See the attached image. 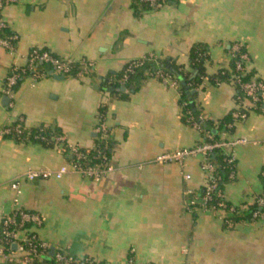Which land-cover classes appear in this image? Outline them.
<instances>
[{"label":"crops","instance_id":"crops-1","mask_svg":"<svg viewBox=\"0 0 264 264\" xmlns=\"http://www.w3.org/2000/svg\"><path fill=\"white\" fill-rule=\"evenodd\" d=\"M134 5V0H17L3 10L17 40L12 52L0 46V131L15 123L26 130L43 126L56 130L66 145L90 150L103 109L114 172L99 182L71 171L60 180L22 182L14 205L9 186L15 178L29 170L57 171L68 165V156L56 144L0 135V224L16 207L38 213L42 225L30 231L50 250L95 264H264V219L240 220L227 229L221 213L185 210L184 190L198 191L207 183L200 157L188 158L183 168L152 163L161 153L204 139L201 130L182 122L179 91L155 78L132 83L135 90L129 92L105 88V80L132 60L170 58L187 68L197 44L207 49V77L228 70L233 47L240 45L249 57V79L264 80V0H167L157 10ZM35 48L86 59L93 67L84 78H25L9 106L3 81ZM207 77L194 103L199 119L217 127L236 109L238 90L227 82L212 85ZM246 111L231 130L219 131L226 140L256 143L234 148L235 176L223 187L224 200L234 206H249L264 194V115Z\"/></svg>","mask_w":264,"mask_h":264},{"label":"built area","instance_id":"built-area-1","mask_svg":"<svg viewBox=\"0 0 264 264\" xmlns=\"http://www.w3.org/2000/svg\"><path fill=\"white\" fill-rule=\"evenodd\" d=\"M17 0H0V46L5 50L12 52L17 37L14 34L4 35L8 30L6 23L2 18L3 10L15 3ZM138 3L144 4L153 10L160 9L167 0H136ZM151 58V56H150ZM145 58L132 60L125 65L123 76L118 81L110 79L109 85L118 83L124 85L128 77L134 73L136 68L140 67ZM232 60H234V73L231 75L230 84L234 85L238 90L237 107L231 112L232 122L242 120L247 117L249 108L259 110L264 115V80L248 79L244 80L246 73L245 64L249 57L246 52L242 51L240 45H235L232 52ZM45 67L47 70H39ZM93 63L86 59L72 60L68 58H59L46 50L31 49L27 54L26 64L22 67L13 66L9 74L3 81L2 94L8 99V105L12 106L15 88L22 78H29L33 82L50 76L76 77L84 78L89 75ZM153 78L170 85L178 90V84L170 77L163 76L160 72L155 73ZM203 80H206L204 78ZM221 84L217 82L216 85ZM200 87H198V90ZM249 103V108L243 107L244 102ZM183 107L187 104L184 102ZM105 114L99 112L98 121L95 127V134L99 147L96 148L93 155L94 163H87V155L84 150L77 146L66 145L61 136L54 138L55 144L62 152L68 150L72 160L68 165L61 166L57 171L49 169L29 170L23 175L15 178L11 184L14 197V205H18L21 194L22 182H33L35 180H60L69 171L79 174L84 178L93 182H99L114 172L111 164L109 151V133L105 125ZM188 124L194 128L201 130L200 125L188 113ZM232 122L225 125V129L232 127ZM9 127H4L0 131L1 136L11 134ZM22 132L20 126H17L13 133L19 136ZM204 139L200 144L190 148H181L170 152H164L157 155L152 163L155 165L176 164L183 168L188 158L200 157V169L207 177V183L202 188V195H198V191L189 188L184 190V208L187 212H194L198 209L210 210L223 214V224L227 229L232 228L234 222L230 216L240 215L247 206H234L224 200L223 192L218 188L221 180L219 175V166L211 159L215 151H221L224 154L223 168H228L227 179L229 181L235 176V156L234 148L238 145L256 144L245 138L226 140L220 138L214 140L212 134L204 132ZM95 148V146L93 147ZM86 151V150H85ZM264 175V169L262 171ZM185 181L190 180V175L184 174ZM214 194L217 200L214 201ZM253 204L258 208L257 211L251 213L249 220L257 221L264 219V198L258 196L254 198ZM42 225V217L35 212L27 211L23 208L16 207L11 214L3 217L0 224V262L1 264H95L88 257L73 256L61 249H54L52 256H49L50 247L47 243L40 241L37 236L31 232L32 228H39Z\"/></svg>","mask_w":264,"mask_h":264},{"label":"trees","instance_id":"trees-1","mask_svg":"<svg viewBox=\"0 0 264 264\" xmlns=\"http://www.w3.org/2000/svg\"><path fill=\"white\" fill-rule=\"evenodd\" d=\"M134 6L135 7H142L146 6L144 4L138 3L136 0H134ZM11 34L8 30L4 33V35H9ZM207 49L205 46L201 44H197L191 47L190 52H189V62L187 68L184 66L178 65L175 61H173L170 58H164V59H156L153 57H146L143 64L136 68L133 74H131L128 77V80L124 85H119L118 83H115L113 85H109L108 81L110 79H113L115 81H118L119 79L122 78L123 72L125 69H122L121 72H119L116 75L109 76L105 80V88H109L110 90L115 91L120 87H123L129 91L135 90L131 86L132 83H138L142 80H145L147 78H153L155 73L160 72L163 76L170 77L172 80H174L178 84V91L180 94V101L181 103H186L187 106L183 107L182 111V122L184 124H188V113L190 112L192 118L194 121L200 125L201 131L204 132H209L212 134L214 140L219 139V131L221 128L225 127V125L229 124L232 122L231 118V113L226 116L220 123L219 126L215 127L213 125V122L208 121V120H201L199 119V111L196 109L195 103H194V98L198 92V87H201L203 83V79L207 77V75L204 72V65L207 61ZM43 67H40L39 70L43 71ZM196 72L194 76H192V73ZM234 60L231 61L230 67L228 70H219L216 74L213 76H208L207 79L209 83L212 85H216L217 82L224 83L230 82L231 75L234 73ZM24 78H22L20 81H22ZM249 77L248 75L245 76L244 80H248ZM19 81V82H20ZM18 82V83H19ZM135 83V84H136ZM189 92H194V94L188 96ZM122 95L123 93H119ZM103 112V109L100 110ZM20 126L22 129V132L19 136H16L13 133V130L17 127ZM12 132L11 134L6 135L5 137H10L14 138L15 141L17 142H35V143H40L42 145L52 147L55 145V140L54 138L59 137V133L56 130H50L46 127H39L35 129H29L26 130L24 129L21 124L15 123L12 126L9 127ZM231 130V129H230ZM99 147V143L96 141L95 143V148H92L90 150H84V152L87 155V163L92 164L94 163L93 155L95 154L96 148ZM108 155L110 152H107ZM64 154L68 156V162L72 160L71 155L69 154L68 150L64 151ZM213 162H215L219 166V175L221 177V180L218 183V188L220 191L223 192V187L224 185L228 182L227 176H228V168H223L225 165L224 163V154L221 151H215L212 156H211ZM261 181L264 187V175L261 176ZM203 189L198 190V195H202ZM261 197L264 198V194L261 195ZM214 201L217 200V195L214 194ZM258 208L252 203L251 205H247L246 210H244L240 215H233L230 216V218L234 222H238L240 220H245L249 219L251 216V213L254 211H257Z\"/></svg>","mask_w":264,"mask_h":264},{"label":"water","instance_id":"water-1","mask_svg":"<svg viewBox=\"0 0 264 264\" xmlns=\"http://www.w3.org/2000/svg\"><path fill=\"white\" fill-rule=\"evenodd\" d=\"M195 74H196V72H193V73H192V76H194ZM53 78H54L55 80H62V79H63V77H61V76H53ZM110 91H113V90H110ZM192 94H194V92H189V93H188V96L190 97V95H192ZM4 102H5V103H8V99H7L6 97L4 98ZM53 251H54V249L51 248L50 253H49V256H52Z\"/></svg>","mask_w":264,"mask_h":264}]
</instances>
